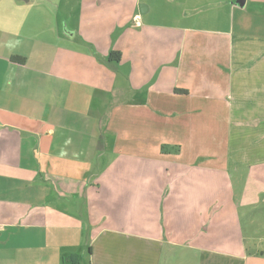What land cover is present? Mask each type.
Returning <instances> with one entry per match:
<instances>
[{"label":"crops","instance_id":"obj_1","mask_svg":"<svg viewBox=\"0 0 264 264\" xmlns=\"http://www.w3.org/2000/svg\"><path fill=\"white\" fill-rule=\"evenodd\" d=\"M221 175L222 211L243 179L260 226L264 0H0V264H163L176 237L197 264H264L239 219L243 244L207 248Z\"/></svg>","mask_w":264,"mask_h":264},{"label":"rangeland","instance_id":"obj_2","mask_svg":"<svg viewBox=\"0 0 264 264\" xmlns=\"http://www.w3.org/2000/svg\"><path fill=\"white\" fill-rule=\"evenodd\" d=\"M201 130L204 137L207 135V144H204V146H207V154H216L218 157L216 160L207 161V167L223 169L225 167L224 158L226 145L213 141V134L217 133L219 135L221 132L220 127H212L210 129L207 128V133L206 128ZM195 135H198L197 129H195ZM217 139L219 140V137ZM188 146L190 145H184L183 149L185 152L189 150ZM161 147L163 152H165V155H167V159H175V155H173L174 153L171 147L167 145H162ZM226 179L227 177L223 175H221V179L219 177H216L215 179H207V248L218 247L223 250H228L230 247L228 242L229 244L235 242L243 244V240L245 238V244L249 250L252 249L254 244L264 247V216H259L258 221L260 226L255 223H251V221L247 222V218H250L249 214L252 211L251 204L255 201V198H252V194L254 193L250 191V187H245V181L243 179L237 183L235 182V178L233 179V190H229L228 193H225V196H227L226 201L228 208L226 211H222L221 204L223 202V194L218 191H214V188L215 186H219L222 180L225 181ZM227 181L229 182V179H227ZM259 200L260 197L258 202ZM244 201H250V204L245 206L242 203ZM223 215H226V218L229 219V223H221L223 221H221L220 218ZM238 219L241 221V224H243L242 232H245L246 236L244 239H242L240 233L236 230V223ZM203 232L204 231H201V234ZM176 238L178 244L171 247V255L163 258V264H197V252L186 248L185 245L187 244V241L185 238ZM197 243L203 244L204 240L198 238Z\"/></svg>","mask_w":264,"mask_h":264},{"label":"trees","instance_id":"obj_3","mask_svg":"<svg viewBox=\"0 0 264 264\" xmlns=\"http://www.w3.org/2000/svg\"><path fill=\"white\" fill-rule=\"evenodd\" d=\"M11 60L13 62L20 63V64H22L24 62V58L19 57V56H13V57H11ZM110 60H113L112 59V55L110 57ZM73 258H75V257H73V256H66L64 258V262L67 263V264H79L78 258H75V261H73Z\"/></svg>","mask_w":264,"mask_h":264},{"label":"built area","instance_id":"obj_4","mask_svg":"<svg viewBox=\"0 0 264 264\" xmlns=\"http://www.w3.org/2000/svg\"><path fill=\"white\" fill-rule=\"evenodd\" d=\"M135 22L138 23V19H136Z\"/></svg>","mask_w":264,"mask_h":264}]
</instances>
